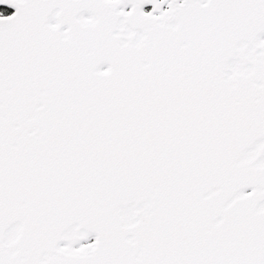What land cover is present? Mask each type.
Listing matches in <instances>:
<instances>
[{"label": "snow or ice", "instance_id": "obj_1", "mask_svg": "<svg viewBox=\"0 0 264 264\" xmlns=\"http://www.w3.org/2000/svg\"><path fill=\"white\" fill-rule=\"evenodd\" d=\"M0 264H264V0H0Z\"/></svg>", "mask_w": 264, "mask_h": 264}]
</instances>
